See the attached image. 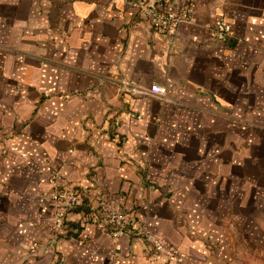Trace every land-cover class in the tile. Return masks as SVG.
<instances>
[{
  "label": "crops",
  "instance_id": "crops-1",
  "mask_svg": "<svg viewBox=\"0 0 264 264\" xmlns=\"http://www.w3.org/2000/svg\"><path fill=\"white\" fill-rule=\"evenodd\" d=\"M127 1L0 0V264H165L100 200L186 264H264V0L165 35ZM55 190L80 195L61 232Z\"/></svg>",
  "mask_w": 264,
  "mask_h": 264
},
{
  "label": "built area",
  "instance_id": "built-area-1",
  "mask_svg": "<svg viewBox=\"0 0 264 264\" xmlns=\"http://www.w3.org/2000/svg\"><path fill=\"white\" fill-rule=\"evenodd\" d=\"M128 4L134 7L138 14L160 34L170 33L182 24L192 21L195 9V0H128ZM232 27L221 19L214 28V35L221 43L228 42L231 38ZM150 92L157 97H165L167 89L155 84ZM51 184L56 187V181L51 179ZM79 193L76 190H55L51 198L58 202L54 213L53 228L63 231L66 227V215L79 204ZM91 222L98 224L113 238L122 237L124 234H133L136 239L146 245V256L153 260H159L165 264H186L187 255L179 248L168 245L154 231L136 227L133 219L114 209L112 205L100 200L95 208L88 213Z\"/></svg>",
  "mask_w": 264,
  "mask_h": 264
}]
</instances>
